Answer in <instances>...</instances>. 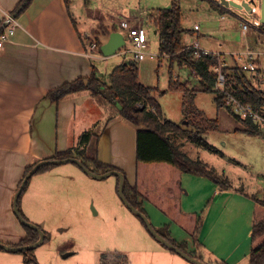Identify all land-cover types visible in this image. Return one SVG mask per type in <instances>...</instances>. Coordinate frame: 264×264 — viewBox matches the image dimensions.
Wrapping results in <instances>:
<instances>
[{"label":"crops","instance_id":"crops-1","mask_svg":"<svg viewBox=\"0 0 264 264\" xmlns=\"http://www.w3.org/2000/svg\"><path fill=\"white\" fill-rule=\"evenodd\" d=\"M20 1L0 0L3 26L5 14L11 13ZM71 4V0H32L16 18L19 26L0 52V242L5 244H17L26 236L11 209L14 193L26 168L76 147L86 131L95 129L97 135L100 134V138L92 137L88 156L123 171L132 187L137 184V128L122 119L112 104L94 98L89 92L60 102L45 98L64 83L90 78L94 67L100 74L99 64L102 72H112L115 67L133 59L132 50L122 52L125 47L110 57H105L101 49L92 51L91 40H95L92 33L97 28L82 32L79 26L87 29L88 23L83 24L81 16L75 17ZM93 20L97 25L104 22L100 16ZM86 21L92 22V18ZM109 38L110 35L102 34L99 40L103 45ZM233 60L231 66L236 64ZM138 63L139 82L146 87H159L163 64L159 58L148 55L146 60ZM185 148L182 141L184 152ZM212 167L220 172L217 165ZM61 174L63 170L55 167L35 177H42L44 181L59 180ZM223 174L227 175L226 170ZM246 180L243 177L239 182L230 179L231 188L225 189L206 177L190 173L182 175V209L197 213L201 220L197 242L188 233L175 229V223L166 216L162 218L154 212L159 221L150 219L147 210L153 211V208L148 201H142V207L156 230L163 229V234L170 239L185 243L187 251L197 259L207 264H250L255 209L252 196L256 187L250 184L248 188L240 189L239 183ZM58 182L56 180V184ZM45 184L33 188L42 193L51 192L53 188ZM207 198H210L208 207L203 205ZM22 203L23 197L21 207ZM29 220L43 224L51 239L46 220ZM142 226L141 223L134 225L141 244L134 251L120 252L128 257L129 264H134V255L138 264H193L163 246ZM19 261L21 264L22 259L16 254L0 250V264Z\"/></svg>","mask_w":264,"mask_h":264},{"label":"rangeland","instance_id":"rangeland-1","mask_svg":"<svg viewBox=\"0 0 264 264\" xmlns=\"http://www.w3.org/2000/svg\"><path fill=\"white\" fill-rule=\"evenodd\" d=\"M236 1L240 2V0ZM261 2L262 0H254V6L251 7L253 10L249 12L232 7L223 10L213 9L207 0H181L182 25L187 31L184 35V43L190 45L198 40L201 48L218 52L225 57L228 66L234 62L233 55H244L249 50L261 53L262 56L264 25L260 21ZM71 3V11L75 17L81 16L83 24L88 23L87 29L85 26H79L82 32L97 28L92 33L93 39L100 37L101 31L104 32L106 28L112 32H121L126 39V46L122 52L132 50L133 45L127 32L119 27V19L124 17L140 19L148 31L147 54L150 56L160 54L161 41L149 16L156 10L170 8L172 0H71ZM99 16L104 22H99L97 25L93 18ZM88 18H92V22L86 21ZM243 23L250 25L247 35L242 33ZM195 26H199V31L190 33ZM91 41L96 43L95 40ZM263 60L264 55L260 62L262 68H264ZM162 63L159 88L166 90L169 85L168 58H165ZM236 63L240 66L244 61ZM98 67L100 69L98 76L105 82H109L111 72H102L100 64ZM174 74L175 80L180 84L186 85L191 91L199 92L195 105L206 114L207 118L218 119L220 125L219 132L205 136L206 141L213 147V151L196 146L188 139V134H184L181 139L186 144L185 152L191 158L200 159L210 166L217 165L218 170L222 172L217 171L220 178L225 177L234 182H239L241 177L246 178L248 181L239 183L240 189L244 190L251 184L252 187H256L254 196L263 200L264 128H260V134L257 136L247 135L242 131L243 124L227 108H217L214 93L203 92L200 78L195 72L187 67L175 66ZM257 77L262 83L263 73H258ZM159 101L164 118L182 124L189 134H195V129L187 127L188 118L182 114L183 98L180 92H168L159 97ZM100 128L101 126L97 130L98 133ZM179 142L181 143V140ZM56 167L63 170L59 180L56 179L59 181L58 184L54 179L44 181V178L35 177L37 176L35 175L22 196V211L25 216L33 221H38V218L42 221L46 220V229L51 235V239L48 235L46 242L29 254H24L33 261V264H101L104 254H110L107 260L113 261V253L134 251L138 244H141L134 225L138 226L141 223L144 226V224L122 202L117 176L95 179L74 163ZM224 170L227 175L223 174ZM25 172L17 190L24 179ZM45 182L47 187L53 188L51 192L42 193L33 188L42 187ZM209 203L210 198H207L203 205L208 207ZM11 204L13 212V200ZM150 206L153 208V211L147 210L150 219L158 222L156 213L166 218L160 210L152 204ZM174 228L186 234L177 224ZM145 230L148 232L146 228ZM158 231L164 233L163 229ZM10 253L19 256L23 262L21 264H25L23 254ZM67 254L71 256L65 257ZM135 256L134 264H138ZM13 264H20V261Z\"/></svg>","mask_w":264,"mask_h":264},{"label":"trees","instance_id":"trees-1","mask_svg":"<svg viewBox=\"0 0 264 264\" xmlns=\"http://www.w3.org/2000/svg\"><path fill=\"white\" fill-rule=\"evenodd\" d=\"M31 1L21 0L11 14H17V17H19L28 8ZM180 1L172 0L170 8L156 10L149 16V20L155 25L156 32L161 41L159 62L161 64L165 58L169 60V85L166 90H161L159 87L150 88L142 85L139 82V63L132 59L115 67L109 74V82H105L98 76L97 69L94 67L90 78H79L75 81L64 83L50 91L45 98L52 102H60L67 97L89 92L94 98L112 104L119 111L122 119L137 128V184L132 187L126 179L124 192L126 199L132 206L145 215L146 212L142 207V201H148L173 223L191 235L194 241L197 242L201 220L197 213L185 212L182 209L180 201L182 196V175L190 173L206 177L225 189L231 188V183L225 177L220 178L215 168L200 159L191 158L182 150L183 139L181 138L184 134H188V139L193 144L213 151V147L206 141L205 136L210 133L219 132L220 125L218 119L212 120L207 118L206 114L195 105V99L199 92L191 91L186 85L180 84L175 80V66L187 67L195 72L200 78L203 92L215 94L217 108L227 107L224 102V93L215 90L216 74L211 70L212 66L218 63L217 56L211 53L197 58L194 55V51L188 50L187 45L184 43V35L187 31L182 25ZM207 1L213 9H226L210 0ZM5 29L6 27L3 26V23H0V35ZM111 32L109 28H106L100 34L110 35ZM190 33L194 34L195 31L192 30ZM95 41L98 48L101 49L102 43L99 40V36L95 38ZM224 73L227 78L225 87L235 97L243 103L251 104L255 107L264 105V68L262 83L259 82L256 74L244 71L237 63L234 66L224 68ZM102 89L110 92L114 100L120 104V108L104 98L100 93ZM168 92H180L182 94V114L188 118L187 127L195 129V134H189L182 124L164 118L157 96L161 97ZM227 109L243 124L242 131L244 133L249 136L260 134L259 126L252 123L251 120H242L236 117L229 108ZM94 136L100 138V134L97 135L95 129L86 131L81 135L76 147H72L64 152H58L48 159L77 158L93 173L102 174L116 170L125 175L120 169L105 164L97 158L88 156L87 148ZM180 140L181 143L179 142ZM36 163L26 168L24 177L32 170ZM55 167L56 165H46L36 175L45 173ZM29 182L20 197L19 211L24 219L30 222L21 207L22 196L26 192ZM252 198L255 201V209L252 250L249 260L250 264H264V199L260 200L255 196H252ZM142 223L145 226L143 221ZM22 226L27 232L26 236L19 243L9 244L10 246H28L39 240L40 235L36 230L23 224ZM158 232L164 238L170 240L169 236L160 231ZM45 234L46 242L48 234L46 232ZM172 243L179 249L187 252L190 256L196 258L193 253L187 251L185 243H178L174 240H172ZM0 250L4 249L0 248ZM32 250L19 253L27 255ZM25 255L24 263L33 264V261L29 260ZM109 256L110 254H104L101 264H129V259L125 254L119 252L113 253V261L107 260ZM120 259L122 261H119Z\"/></svg>","mask_w":264,"mask_h":264},{"label":"built area","instance_id":"built-area-1","mask_svg":"<svg viewBox=\"0 0 264 264\" xmlns=\"http://www.w3.org/2000/svg\"><path fill=\"white\" fill-rule=\"evenodd\" d=\"M214 2L216 5L225 8L222 5V0H210ZM228 2H236L238 4L247 3L250 7L254 4V0H240V2L236 0H226ZM264 1V0H262ZM262 3V2H261ZM254 6V5H253ZM253 10V9H252ZM5 20L8 22V26L0 35V52L4 49L5 44L11 40L14 36L16 29L19 24L16 18H13L11 13L5 14ZM261 21V20H260ZM119 27L126 31L128 34V38L133 45L132 55L133 59L137 62H142L148 58V54L146 50L148 49V33L146 27L143 25L142 21L136 17L133 18H122L119 19ZM250 30V25L248 23L242 24V33L247 35ZM195 33L199 31V26H195ZM126 40V39H125ZM92 51H96L99 49L97 44L93 42L90 46ZM188 50H193L194 55L197 58H201L204 55L211 54L203 48H201L199 41L197 40L194 44L187 46ZM215 54V53H213ZM218 58V63L213 65L211 70L216 74V86L215 90L224 93V102L225 106L231 110V112L242 120H251L252 123L259 126L260 128H264V105L260 107H255L251 104H245L237 97H235L231 92H229L226 85V74L224 73V68L228 67L226 58L221 54H215ZM264 55V54H263ZM262 55V56H263ZM261 53L254 52L249 50L246 54H238L235 56V61H244L240 67L250 73L258 74L263 73V68L261 67ZM157 58L160 57L158 54ZM244 58V59H243Z\"/></svg>","mask_w":264,"mask_h":264},{"label":"water","instance_id":"water-1","mask_svg":"<svg viewBox=\"0 0 264 264\" xmlns=\"http://www.w3.org/2000/svg\"><path fill=\"white\" fill-rule=\"evenodd\" d=\"M222 5L225 8H231L232 7V8H237L239 10H246V11L252 12V8L247 3H243L241 5V4H238L236 2H228L226 0H222ZM261 14H262L261 24L264 25V1H262V3H261ZM13 18H17V14H13ZM7 26H8V22L6 21V24H4V27H7ZM125 46H126V40H125L124 35L121 32H113L110 34V38H109L108 42L106 44L102 45L101 51L105 57H110V56L115 55L121 48H123ZM100 93L108 101L112 102L115 106L120 108V104L114 100L113 96L110 94V92L108 90L102 89V90H100ZM66 163L76 164L85 173H87L88 175H90L91 177H93L95 179H105V178H108L112 175L117 176L119 179V196H120L122 202L131 212H133L136 216H138L145 223V226H146L148 232L151 234L152 237H154L158 242H160L163 246H165L169 250H171V251L175 252L176 254L182 256L184 259L188 260L189 262H191L193 264H207V263H205V262H203L197 258L190 256L187 252L176 247L172 243V239L168 240V239L164 238L155 229V227L152 224V222L150 221V219L144 213H142L140 210L136 209L134 206H132V204L129 203V201L126 199L125 194H124L126 177L122 172L113 170V171H108V172H105L102 174H96V173H93L92 171H90L88 168H86L85 165L82 163V161L77 159V158L44 159V160L38 162L32 168V170L24 177V179H23V181H22V183H21L19 189L17 190V192L14 196V199H13L14 214L16 215V217L18 218L20 223H22L23 225H25L27 227H30V228L36 230L39 233L40 238L37 242H35L34 244H31V245H28V246L12 247L8 244L0 242V248L4 249L5 251H8V252L19 253L22 251L35 249L45 242L46 234L44 232V225L43 224L37 225V224H34L32 222L26 221L19 211V200H20V197H21L24 189L26 188V185L28 184L29 180L33 176H35L37 174V172L42 167H44L46 165H50V164L60 166V165L66 164ZM69 256H71V254H67L65 257H69Z\"/></svg>","mask_w":264,"mask_h":264}]
</instances>
